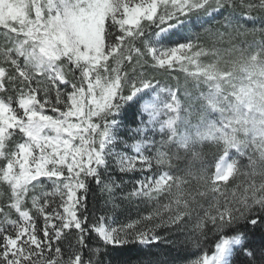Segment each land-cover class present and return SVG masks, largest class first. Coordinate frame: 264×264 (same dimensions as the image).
Returning a JSON list of instances; mask_svg holds the SVG:
<instances>
[{
  "label": "snow or ice",
  "instance_id": "obj_1",
  "mask_svg": "<svg viewBox=\"0 0 264 264\" xmlns=\"http://www.w3.org/2000/svg\"><path fill=\"white\" fill-rule=\"evenodd\" d=\"M0 161V264H264V0H0Z\"/></svg>",
  "mask_w": 264,
  "mask_h": 264
},
{
  "label": "trees",
  "instance_id": "obj_2",
  "mask_svg": "<svg viewBox=\"0 0 264 264\" xmlns=\"http://www.w3.org/2000/svg\"><path fill=\"white\" fill-rule=\"evenodd\" d=\"M237 11L240 12L241 10L238 9ZM243 23H246V26L249 28L254 26L252 23ZM255 26L257 27V25ZM249 39H252V37H249ZM134 178L135 176H123V180L129 188L130 185L128 182L133 181ZM117 179H120V177H117ZM125 190H128V188ZM104 200L105 197L100 194L99 190L93 184L88 194V206L90 211L94 212L95 215H100L102 212H110L111 205L106 207ZM116 203L120 205L114 212L115 219L118 223H127L130 220L139 219L141 216L145 215L147 211L151 210L147 204L142 202L133 201L131 203H121V201L117 199ZM161 234L163 235L164 233L161 232ZM184 240L185 238L183 236L173 235L169 237V242L153 245L151 251L161 253L163 259L171 260L173 264H189V261L202 254L204 249H207L209 252L212 250L211 238L207 240L199 250L193 249L191 245L182 246ZM62 247H66V245ZM144 247L145 246L135 245L126 248L109 249V251L116 259H121L126 258L128 255L143 254Z\"/></svg>",
  "mask_w": 264,
  "mask_h": 264
},
{
  "label": "rangeland",
  "instance_id": "obj_3",
  "mask_svg": "<svg viewBox=\"0 0 264 264\" xmlns=\"http://www.w3.org/2000/svg\"><path fill=\"white\" fill-rule=\"evenodd\" d=\"M220 19L221 18L219 16H217L215 21H209V25H215V22L220 20ZM241 22L243 23L245 21L242 20ZM257 27H259L258 24H257ZM173 75H179V73H173ZM169 83H172V81H169ZM49 114H51V113H49ZM2 164H3V161H0V166H2ZM140 175H149V173L137 174V176H135L134 180L139 179Z\"/></svg>",
  "mask_w": 264,
  "mask_h": 264
}]
</instances>
